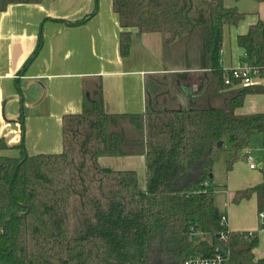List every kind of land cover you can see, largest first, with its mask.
I'll use <instances>...</instances> for the list:
<instances>
[{"label":"trees","instance_id":"1","mask_svg":"<svg viewBox=\"0 0 264 264\" xmlns=\"http://www.w3.org/2000/svg\"><path fill=\"white\" fill-rule=\"evenodd\" d=\"M45 1L52 0H0V12ZM111 7L121 58L129 55L132 30L163 36L165 70L181 71L174 79L191 89L187 107L178 103L183 90L174 79L153 75L143 113H107L95 77L82 82L81 112L62 117L61 152L29 156L0 137V264H183L216 250L226 264H264L254 255L257 237L221 221L211 189L225 139L227 172L252 136L264 142V113L237 114L264 86L231 87L223 79V29L245 14L224 0H111ZM93 15L67 24L80 26ZM236 43L264 65V22ZM14 148L19 157L1 154ZM134 156L145 160L143 187L135 171L98 162ZM253 195L264 211V184L237 191L232 203Z\"/></svg>","mask_w":264,"mask_h":264},{"label":"crops","instance_id":"2","mask_svg":"<svg viewBox=\"0 0 264 264\" xmlns=\"http://www.w3.org/2000/svg\"><path fill=\"white\" fill-rule=\"evenodd\" d=\"M224 5L245 14L238 25L223 29L221 56L226 70L244 61L245 51L237 46V37L258 21L264 22V2L224 0ZM92 13L80 26L67 24ZM119 32L111 0H52L38 5H10L0 12V137L11 147L21 146L29 156L61 152L62 117L81 112L82 82L89 78H101L107 113H143L146 80L163 75L171 81L181 71L165 70L163 36L159 33L132 30L129 55L121 58ZM174 80L182 87L178 103L185 108L191 89L188 83L176 77ZM259 85L264 86V80ZM254 113H264V94L247 95L237 110L240 115ZM21 153V149L14 148L1 154L19 157ZM140 157L144 159L114 158ZM110 158L100 157L98 162L109 168ZM240 159L244 163L243 152ZM239 163L226 173L225 181L216 183L225 185L228 204H219L214 194L215 204L230 231L257 237L254 255L264 258V231L255 195L237 205L232 203V194L259 183L258 179L253 185L250 182L256 169L247 166L248 174L241 175ZM247 175L249 180L244 183L241 178Z\"/></svg>","mask_w":264,"mask_h":264},{"label":"rangeland","instance_id":"3","mask_svg":"<svg viewBox=\"0 0 264 264\" xmlns=\"http://www.w3.org/2000/svg\"><path fill=\"white\" fill-rule=\"evenodd\" d=\"M186 106V104L184 105ZM230 143L227 139H225V143H224V147H225V151L221 152L219 154L218 157V161L215 163L214 168H213V179H212V185H211V189L213 190L214 194H217V200L219 202V204H223V206L228 204V195L226 193V188L225 185H218L216 183L218 182H223L225 181V177H226V159L228 157L227 152L228 149L230 148ZM248 150H250L251 152V157L253 159V163L256 166V170H255V175L254 176H250V182L252 180V185L255 184V179H258V184H264V142H263V137L261 135L255 134L254 136H252L250 144L248 146V148H246ZM245 149H243L240 153L242 154V152ZM240 154V155H241ZM110 158V157H108ZM241 160V159H240ZM238 160L239 166L238 169L239 171L243 172L240 173L241 175H245L248 174L246 172L247 170V162L244 161V163L242 162V160L240 161ZM237 161V162H238ZM116 163V164H115ZM110 169L112 170H116V171H124V170H133L135 171L138 180L140 181L142 187L144 186V170H145V164H144V159L143 158H130L129 160L126 159H122V158H114L111 157L108 164ZM116 165V169L115 168ZM124 167H129L127 169H122ZM132 168V169H130ZM143 174V177H142ZM241 180L244 181H248L249 180V176H243V178H241ZM239 182V181H238ZM255 184V185H258ZM217 185V186H216ZM249 188V187H247ZM244 188V189H247ZM243 189V190H244ZM234 194H232L233 197ZM228 197V198H227Z\"/></svg>","mask_w":264,"mask_h":264},{"label":"built area","instance_id":"4","mask_svg":"<svg viewBox=\"0 0 264 264\" xmlns=\"http://www.w3.org/2000/svg\"><path fill=\"white\" fill-rule=\"evenodd\" d=\"M226 74L224 75V84L231 87L239 86H252L259 85L262 80H264V65L255 64L247 58L245 54L244 61L238 66L226 69ZM244 160L247 162L250 169H256L253 163V159L250 154V150L245 149L243 151ZM261 230L264 231V211L257 213ZM225 223V219L222 217L221 220ZM197 236V234L192 235L190 240ZM248 237H254V234L247 233ZM226 258L223 254L217 252L214 256L206 258L200 255L188 257L183 264H226Z\"/></svg>","mask_w":264,"mask_h":264},{"label":"water","instance_id":"5","mask_svg":"<svg viewBox=\"0 0 264 264\" xmlns=\"http://www.w3.org/2000/svg\"><path fill=\"white\" fill-rule=\"evenodd\" d=\"M15 173V172H14Z\"/></svg>","mask_w":264,"mask_h":264}]
</instances>
